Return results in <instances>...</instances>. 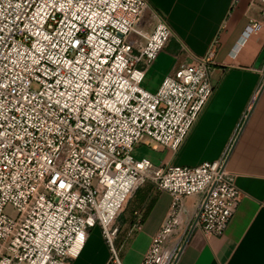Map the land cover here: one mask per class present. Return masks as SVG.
Instances as JSON below:
<instances>
[{
    "label": "built area",
    "instance_id": "built-area-1",
    "mask_svg": "<svg viewBox=\"0 0 264 264\" xmlns=\"http://www.w3.org/2000/svg\"><path fill=\"white\" fill-rule=\"evenodd\" d=\"M147 9L148 0H0V264H71L95 227L110 263L123 264L117 219L149 180L172 203L141 264H174L167 242L187 198L200 197L194 228L227 230L242 199L227 154L166 168L134 156L140 144L179 150L215 91L212 54L155 93L142 88L174 37L157 14L152 32L137 29Z\"/></svg>",
    "mask_w": 264,
    "mask_h": 264
},
{
    "label": "crops",
    "instance_id": "crops-1",
    "mask_svg": "<svg viewBox=\"0 0 264 264\" xmlns=\"http://www.w3.org/2000/svg\"><path fill=\"white\" fill-rule=\"evenodd\" d=\"M149 11L174 32L164 51L169 68L162 82L194 56L212 54L215 91L179 150L143 144L156 166H198L227 154V169L242 192L222 236L194 228L199 196L184 200L179 226L167 246L174 264H264V23L259 0H148ZM152 17V19H153ZM253 21L262 26L251 31ZM149 33V31H146ZM161 86V85H160ZM160 88V87H159ZM158 91V90H157ZM139 158V159H142ZM172 196L151 180L128 200L117 219L116 245L123 264H141L170 210ZM141 222V229H135ZM71 264H111L99 227Z\"/></svg>",
    "mask_w": 264,
    "mask_h": 264
},
{
    "label": "rangeland",
    "instance_id": "rangeland-1",
    "mask_svg": "<svg viewBox=\"0 0 264 264\" xmlns=\"http://www.w3.org/2000/svg\"><path fill=\"white\" fill-rule=\"evenodd\" d=\"M152 17H153L152 13L147 9L144 13L141 22L137 25V29L152 32V27L149 26V24L152 21ZM138 39H139L138 35L133 33L130 36L129 42L135 46L138 42ZM172 40L173 39H170L169 42H171ZM167 59H169L168 53L162 50L159 53L158 57L151 64H149V66L147 67L146 77L142 83L143 89L152 93H155L159 89L163 76L167 71L171 70V68H169L170 61ZM174 73L175 71L172 72L170 76L173 75ZM148 150L149 149L145 145L143 144L138 145L134 151L135 158L139 159L144 156H147L149 154ZM6 212L8 214H14V208L8 206L6 208Z\"/></svg>",
    "mask_w": 264,
    "mask_h": 264
}]
</instances>
